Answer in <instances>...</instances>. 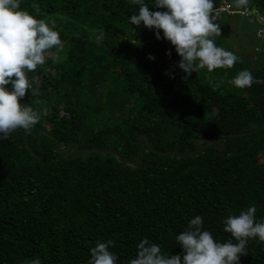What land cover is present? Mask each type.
<instances>
[{"label":"trees","instance_id":"1","mask_svg":"<svg viewBox=\"0 0 264 264\" xmlns=\"http://www.w3.org/2000/svg\"><path fill=\"white\" fill-rule=\"evenodd\" d=\"M145 3L150 11L164 10L154 0ZM214 3L220 9L235 0ZM247 7L264 14V0H248ZM21 8L55 22L63 47L49 54L64 58L48 54L43 66L28 73L38 82L20 103L40 112L39 123L0 140V264H32L36 258L41 264H88L90 249L108 240L116 264H129L145 238L165 255L182 254L176 237L197 215L202 230L220 243H236L224 231L230 214L255 204L256 221L264 220V127L246 134L264 122V83L244 89L228 83L245 69L264 81V43L257 41L260 58L251 63L224 36L229 21L244 18L220 11L215 23L221 34L213 37L240 61L193 72L185 81L174 67L181 59L175 47L157 39L155 28L130 23L139 12L130 0H21ZM170 69L174 79L165 74ZM41 131L47 134L39 141ZM215 132L245 135L220 134L221 151L204 140L221 147ZM142 135L154 150L147 148L138 167L109 153L65 159L54 149L77 143L80 150L105 148L136 161ZM197 141L205 145L202 153H159L188 154L199 150ZM246 251L239 264H264V242L249 239Z\"/></svg>","mask_w":264,"mask_h":264},{"label":"clouds","instance_id":"2","mask_svg":"<svg viewBox=\"0 0 264 264\" xmlns=\"http://www.w3.org/2000/svg\"><path fill=\"white\" fill-rule=\"evenodd\" d=\"M130 3L139 7L138 14L129 17L130 23L155 28L157 39H165L175 47L181 59L174 67L186 74L185 81L193 72L198 74L206 69L211 73L218 68H232L240 61V57L217 46L213 39L221 34L220 26L215 23L221 10L215 8L214 0H154L153 6L163 11H150L145 0H130ZM247 5L248 0H235L238 8ZM32 8L39 13L38 4L34 3ZM56 28L55 22L50 25L22 9L21 0H0V140H8L17 129L31 132L39 123L40 112L21 104L20 100L32 84L38 82L36 77L30 80L28 73L43 66L52 49L62 50L60 32ZM102 38V35L98 36L97 42ZM167 55L170 57L171 51ZM51 58L58 60L59 55ZM148 58L155 59L151 55ZM165 74L175 78L171 69ZM228 83L244 89L264 81L257 80L245 69ZM8 85L12 86L11 90ZM218 87L219 84L214 85L213 90ZM256 212L257 208L252 204L223 221L224 231L230 233L236 243L233 239L217 242L209 231L202 230L203 218L197 215L190 220L187 230L176 237L183 248L182 254L165 255L158 244L145 238L138 244L136 258L129 264H239L240 257L248 254L249 239L264 242V220L257 222ZM112 245V240L97 241L90 249L88 264H116L118 257L109 250ZM32 264H41V261L36 258Z\"/></svg>","mask_w":264,"mask_h":264},{"label":"water","instance_id":"3","mask_svg":"<svg viewBox=\"0 0 264 264\" xmlns=\"http://www.w3.org/2000/svg\"><path fill=\"white\" fill-rule=\"evenodd\" d=\"M263 127H264V122L257 129H255L254 131L248 132L246 134L256 133L259 130H261ZM43 134H47L46 131H41V133L39 135V141L41 140V136ZM220 134L223 135V136H236V137H242V136L245 135V133L244 134L243 133L242 134H231V133H227V132H221V133L215 132L214 136L222 144L221 147H218L216 145L215 141H213L212 139H204V140H207L208 142L213 143L219 150L222 151V150L225 149V145H224L223 139L220 137ZM141 138H142V150L139 153L138 158H137L136 161L124 160L123 156L119 152L114 151V150H107L105 148H84V149L80 150L79 149V145L77 143H73V144H71V146L64 147V148H58L57 146L54 145V149H55L56 152L62 153L63 157L65 159H76V158L80 157L81 155H83L84 153L90 152V151H99V152H102V153H109V154H112V155L116 156L118 161L120 163H122V164H125V165H128V166H132V167H138L140 165V163H141V157H142L143 153L147 150V148H150V149L154 150L153 147L150 144V141H149L148 137L146 135H142ZM196 144L199 147V150L192 151V152H190L188 154H183V153L178 152V151H171V152H167V153L159 152V153L161 155H166V154L176 155V156H179V157H182V158L189 157V156H192L194 154L202 153L204 151L205 145L201 144L200 141H197ZM26 146H27L29 151L33 152L30 149V147H29V145L27 143V140H26ZM71 147H73V150L69 151V148H71ZM43 157H44V155H43ZM43 157H41V158H43Z\"/></svg>","mask_w":264,"mask_h":264},{"label":"rangeland","instance_id":"4","mask_svg":"<svg viewBox=\"0 0 264 264\" xmlns=\"http://www.w3.org/2000/svg\"><path fill=\"white\" fill-rule=\"evenodd\" d=\"M229 21L228 24L223 29L224 36L227 40L229 45L232 47V49L237 50L241 54H243L245 57H249V60L251 63H256L257 61V55L260 58V55H256V46H257V39H256V26L253 22H247V20L237 19ZM253 26L254 30L252 28H249V26ZM60 52V51H59ZM57 53L49 54V56L56 55ZM59 55V54H58ZM61 56V55H60ZM58 60L63 59L64 57H60ZM263 60V59H261ZM261 160H264V156H261Z\"/></svg>","mask_w":264,"mask_h":264},{"label":"built area","instance_id":"5","mask_svg":"<svg viewBox=\"0 0 264 264\" xmlns=\"http://www.w3.org/2000/svg\"><path fill=\"white\" fill-rule=\"evenodd\" d=\"M221 11L226 12L227 14L231 16L240 15L242 18L249 22H253L256 25V39L264 43V14L256 9L251 7H241L238 8L234 4L231 3H223L220 8ZM260 33V35H258ZM260 47H256V50Z\"/></svg>","mask_w":264,"mask_h":264},{"label":"crops","instance_id":"6","mask_svg":"<svg viewBox=\"0 0 264 264\" xmlns=\"http://www.w3.org/2000/svg\"><path fill=\"white\" fill-rule=\"evenodd\" d=\"M247 22H249V21H247ZM256 26V25H255Z\"/></svg>","mask_w":264,"mask_h":264}]
</instances>
